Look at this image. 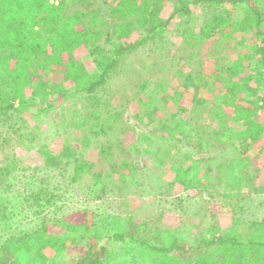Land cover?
<instances>
[{
	"label": "trees",
	"instance_id": "16d2710c",
	"mask_svg": "<svg viewBox=\"0 0 264 264\" xmlns=\"http://www.w3.org/2000/svg\"><path fill=\"white\" fill-rule=\"evenodd\" d=\"M260 1L258 6L257 0H0V134L12 130V141L21 137L31 142L25 132L29 122L46 116L52 104H60L59 114L40 121L41 135L31 142H36L37 150L27 152L38 154L37 160L62 174L69 169L73 182L81 180L82 173L89 174L97 186L95 193L110 189L120 195L128 183V187L130 182L134 185L131 176L142 168L130 167L129 160L118 164L116 152L125 143L124 150H137L139 142L129 126L106 131L115 107L101 119L99 95L116 75L136 66L140 56H147L154 47L159 50L152 54L170 47L165 37L172 34L189 45L201 42L197 46L202 57L191 61L193 66L200 63L201 71L184 75L177 70L168 76L171 85L162 87L159 100L173 117L162 118L152 108L145 112L146 117L160 133L163 146L170 142L227 144L225 149L230 148L235 156L217 167L214 159H205L208 173L203 176L199 172L203 158L190 157L199 154L188 150L189 155L183 153L178 163L167 164L166 169L187 185L196 175L199 182L215 176L224 164L220 186L228 175L240 177L237 172L244 176L239 179L249 183L256 177L255 167L250 168L249 163L252 159L258 162L264 153V0ZM207 4H215L219 15L197 23L193 19L195 27L184 22L182 15L193 17L189 12ZM237 6L242 7L238 18ZM229 35L232 39L226 40ZM218 37L221 40H215ZM209 39L215 40V47L225 45L226 50L217 47L215 51L210 44L202 48V42ZM166 58L171 65L176 62L172 54ZM135 86L144 89L142 84ZM179 90L177 102L173 95ZM196 93L204 102L190 109L194 102L189 99ZM214 93L226 104L212 108L209 95ZM78 96L84 97L85 108L71 112L67 104ZM133 106L136 112L137 103ZM85 116L95 117L94 127L83 124ZM201 119L213 123V129L203 128ZM78 126H83L81 136L89 129L90 135L104 132L105 140L85 136L82 139L90 144L85 149L84 141L74 140L80 135ZM50 129L46 136L44 132ZM207 131L214 136L205 138ZM63 134L67 138H62ZM140 138L147 151L143 135ZM16 157L4 154L0 162V199L4 201L0 203V226H4L0 231L5 233L0 241V264H264V217L249 223L237 218L232 231L222 230L218 223L222 209L242 210L241 205L235 206L236 201L233 204L237 195L229 188L218 190V198L210 197L213 202L199 226L191 224L183 231L155 229L152 238L143 239L137 230H129L128 217V222L122 223L121 216L87 209L53 220L38 216L36 226L17 230L10 217L16 214L11 201L15 196L9 194L15 182L24 179L22 200L32 207L45 209L54 203L57 193L46 179L27 174V167L13 166Z\"/></svg>",
	"mask_w": 264,
	"mask_h": 264
},
{
	"label": "rangeland",
	"instance_id": "374dc122",
	"mask_svg": "<svg viewBox=\"0 0 264 264\" xmlns=\"http://www.w3.org/2000/svg\"><path fill=\"white\" fill-rule=\"evenodd\" d=\"M260 0H257L258 6H260ZM218 7L215 4H207L198 7L195 11L189 12L193 14L182 15V19L190 27H195L197 21L201 20L204 17L213 16L214 14L219 15L217 12ZM236 18H238L242 7H235ZM167 10V8L165 9ZM165 12V11H164ZM196 20V23L192 20ZM217 33L215 34V36ZM190 36V35H189ZM221 38V37H220ZM219 37L215 40H219ZM226 40L232 39L225 37ZM165 39L167 40L166 49L160 50L161 52H156L152 54L155 50H159L157 47L154 51L151 50L146 56H140L137 60L136 66H132L127 72L118 74L115 76V79L108 82L106 89L101 92L99 98L101 99V119L106 116L108 113H112L111 106H114L115 112L113 113L110 123L106 126V131L109 129H117L123 126H129L134 131L135 139L139 142L138 149L133 151H127L123 149L122 146L119 147L116 152V162L119 164L122 160H129L128 163L130 167L139 169L135 175L128 173L129 176L135 179L134 185L130 182L123 191H119L120 195L116 191H105L104 193H95L97 186L94 184L92 177L88 176L85 172L81 174L82 179L73 182L70 178L69 169H66L62 174V171L54 166H45L43 162L37 160L38 154L31 155L27 151L35 152L38 147H34L36 142L32 143L33 139L36 136L41 135L42 130L38 128L41 124L40 121L45 119L53 118L62 111V106L58 103L52 104L51 109L47 112L46 116L34 118L35 123H30L28 128L25 130L29 134L32 141L28 142L20 138H14V135L11 134L12 130H2L0 136H3V139H0V162L1 157L6 154V156L16 157V153L20 151V154H17L18 162L12 163L13 166L17 168L27 167L26 173L37 178H44L49 182L51 188L54 187L57 198L54 203L48 205L45 209L39 207H32L30 202H25L22 200L24 194H22V188L24 186V179L19 182H15V187L11 188L9 194L15 196L13 200V205L15 206L16 214L10 215L12 225L17 226L19 229H29L36 226L38 222V216L44 219L53 220L65 216L73 211L77 210H91L95 214H111L118 215L122 217V223L128 222L130 220L129 230L135 229L140 234V236L145 238H152V234L155 229L163 231L165 229H183L187 230L190 228V225H198L200 220H202V215L205 210L210 209V203L213 202L210 200L211 196L215 198L220 197V193H217L218 190L223 189L222 191L229 188L232 195L235 192L237 197L233 198L232 202L235 203V206H242V210L232 211L228 209H222L218 215V223L222 225V230L232 231L235 228L237 218L247 220L249 223L253 220H261L264 217V153L258 156V162L255 159L249 163L250 168L255 167L254 173L256 177H252L249 183L243 181V174H238L240 177H232L230 175L224 180L225 185L220 186V182L223 180V173L218 167L215 176L211 178L200 181L198 175H196L193 182H189L187 185H183L181 181L178 180L179 175H176L175 172L169 171L166 169V165H173L178 163L182 158L183 153L190 154L188 150H193L198 156L190 154L192 158H203L201 168L199 172H202L205 176V172L208 173L205 159H214L215 167L219 166L222 162H227L234 159V153L225 149L228 147L227 144L224 145H201L199 143L195 146H191L190 143L183 145L177 143L171 145V142L166 146H163L162 140H160V133L153 130V126L146 111L152 108L157 111L159 115L164 118H170L172 115L168 111V106L166 104L160 103L159 94L163 86L171 85V82L168 80V76L175 74L177 70H180V73L187 74L190 71L195 73H200V63H196V66L192 65L194 62H198L202 57L200 54V45L201 42L195 43L190 42L193 45L187 44L185 41L179 40L172 34H167ZM189 39V38H187ZM214 40V41H215ZM221 40V39H220ZM169 41V44H168ZM213 40L206 41L201 47L208 46L214 50L224 49L226 46L222 44H217L215 47V42ZM173 42L178 49H172ZM195 44V45H194ZM150 45V43H149ZM194 46V48H192ZM135 52V51H134ZM173 55L176 58V62L171 65L169 59L166 58V55ZM81 55V54H80ZM164 55V57H163ZM217 56L216 54H214ZM136 58V57H135ZM191 61H194L193 63ZM217 65L219 60L214 61ZM220 63H224L220 61ZM224 66V65H223ZM210 71V70H208ZM174 76V75H173ZM214 80H216L214 78ZM142 84L144 89H134L136 84ZM134 87V88H133ZM213 88V87H212ZM181 90L177 91L173 95V99L179 102L181 95ZM53 96V95H52ZM210 96V106L212 108L220 107L225 105L226 101L221 99L219 94H211ZM51 97V96H50ZM189 101L194 102V104L189 105V108H195V105L204 102V99H201L199 94H195L194 97L189 99ZM85 99L84 97L78 96L73 98L68 104L67 107L69 110L84 109ZM112 103V104H111ZM132 104L131 107H128V104ZM137 103L136 112H133V105ZM109 106V108H107ZM187 108V107H186ZM71 113L70 111H67ZM135 113V117H132V114ZM138 114V116L136 115ZM147 116V117H146ZM173 117V116H172ZM85 124H90L88 127H94L91 124L95 121V117H84ZM204 124L203 128L213 129V123H210L207 120H202ZM6 127V126H4ZM83 126H78L80 135L74 138V140L84 141L82 138L85 136H90L94 140H105L103 133H94L90 135V130L87 129L85 136H81V130ZM52 130L44 132L46 136H49ZM161 132V131H160ZM164 132V131H163ZM207 134H203L205 138L210 137V132L207 131ZM165 134V133H164ZM140 135H143L145 139V144L147 151L143 149L141 145ZM67 135L63 134L62 138H67ZM211 136H214L213 134ZM71 138V137H70ZM216 139V138H215ZM224 140L228 138L224 137ZM169 141V139H168ZM85 149L90 147L88 140L84 141ZM217 142V141H216ZM208 146V147H207ZM72 149V148H71ZM82 151V150H81ZM171 152V153H170ZM216 156V158H214ZM210 160V159H209ZM211 164V163H208ZM114 166V165H113ZM1 167V164H0ZM115 167V166H114ZM223 167L226 168L223 164ZM223 167L221 169H223ZM245 168H242V172L246 171ZM135 169V170H136ZM98 172V171H96ZM105 174V171H102ZM243 172V173H244ZM23 174V172H22ZM30 178V180H32ZM28 180V181H30ZM203 182V184H202ZM137 184V185H136ZM225 186V187H224ZM219 191V192H222ZM238 193H242L241 197ZM235 195V196H236ZM244 198L243 201H239ZM219 199L215 200L218 201ZM214 201V202H215ZM4 201L0 199V203ZM224 207L227 208L226 202ZM201 209V210H200ZM38 212V213H37ZM208 214V212H207ZM125 217H128L125 220ZM236 221V224H235ZM235 224V225H234ZM4 226H0V229ZM232 229V230H231ZM200 231V228H197V233ZM17 232V231H15ZM192 232L195 231L192 229ZM137 233V234H138ZM5 233L0 231V241L2 240L1 236ZM20 252L18 255H22Z\"/></svg>",
	"mask_w": 264,
	"mask_h": 264
}]
</instances>
